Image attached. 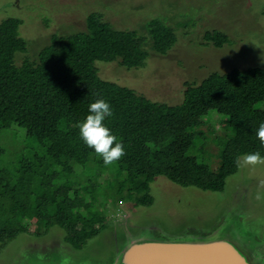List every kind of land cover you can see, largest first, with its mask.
<instances>
[{"label":"trees","instance_id":"obj_1","mask_svg":"<svg viewBox=\"0 0 264 264\" xmlns=\"http://www.w3.org/2000/svg\"><path fill=\"white\" fill-rule=\"evenodd\" d=\"M22 23L17 17L0 22V250L20 233L41 236L55 225L64 229L65 242L81 249L108 227V204H152L150 184L159 175L222 191L239 170L237 157L264 156L256 137L264 122V69L186 81L183 100L168 104L99 75L97 61L145 64L148 37L137 30L115 29L93 11L84 30L53 34L37 57L18 63V54L29 51ZM145 29L160 54L176 43L175 28L164 19L148 20ZM205 38L215 47L230 40L219 31ZM97 99L110 103L113 115L105 123L124 145L125 154L111 165L84 144L76 127ZM214 112L227 125L214 141L217 172L202 158L210 155V139L201 129Z\"/></svg>","mask_w":264,"mask_h":264},{"label":"rangeland","instance_id":"obj_2","mask_svg":"<svg viewBox=\"0 0 264 264\" xmlns=\"http://www.w3.org/2000/svg\"><path fill=\"white\" fill-rule=\"evenodd\" d=\"M93 11L115 29L137 30L148 37L143 66L103 61L96 66L103 79L152 100L178 104L186 81L199 83L210 73L235 68L264 69V0H0V22L8 17L23 21L19 32L29 51L18 54V63L24 56L37 57L53 34L84 30ZM153 18L175 28L176 43L166 54L152 48L145 29ZM208 31L225 33L230 40L215 47L205 38ZM213 115L201 129L210 139L205 144L210 155L202 158L216 171L221 158L214 141L227 125ZM150 188L149 206L108 204V227L81 249L65 242L64 229L55 225L41 236L20 233L10 240L0 250V264H117L121 253L138 241L213 238L230 241L250 264H264V164H241L222 191L181 186L160 175Z\"/></svg>","mask_w":264,"mask_h":264},{"label":"water","instance_id":"obj_3","mask_svg":"<svg viewBox=\"0 0 264 264\" xmlns=\"http://www.w3.org/2000/svg\"><path fill=\"white\" fill-rule=\"evenodd\" d=\"M116 263L250 264L230 241L222 238L204 242L138 241L125 249Z\"/></svg>","mask_w":264,"mask_h":264},{"label":"clouds","instance_id":"obj_4","mask_svg":"<svg viewBox=\"0 0 264 264\" xmlns=\"http://www.w3.org/2000/svg\"><path fill=\"white\" fill-rule=\"evenodd\" d=\"M113 111L110 103L104 99H97L88 106V114L79 121L76 127L81 140L103 160L105 165L118 161L124 154V145L112 134L106 125V118L111 117ZM256 137L264 145V122L259 124ZM114 145V146H113ZM237 166L264 164V156L260 152H252L237 157Z\"/></svg>","mask_w":264,"mask_h":264}]
</instances>
